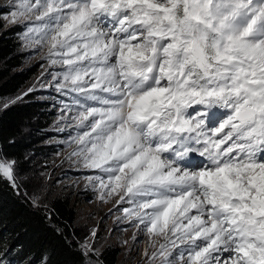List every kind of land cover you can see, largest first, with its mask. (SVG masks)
<instances>
[{"label":"snow or ice","instance_id":"1","mask_svg":"<svg viewBox=\"0 0 264 264\" xmlns=\"http://www.w3.org/2000/svg\"><path fill=\"white\" fill-rule=\"evenodd\" d=\"M15 7L64 68L58 90L80 94L73 155L102 173L100 199L132 204L126 217L163 239L153 259L264 264V0ZM14 166L0 160L13 186Z\"/></svg>","mask_w":264,"mask_h":264},{"label":"rangeland","instance_id":"2","mask_svg":"<svg viewBox=\"0 0 264 264\" xmlns=\"http://www.w3.org/2000/svg\"><path fill=\"white\" fill-rule=\"evenodd\" d=\"M17 3L18 0H0V9L7 12L4 16L5 28L20 29L17 45L24 57L20 71L30 78L18 94L0 99V114L8 107L27 100L43 103L46 129L34 133L37 143L24 161L1 158L15 164V186L6 179L33 206L46 209L57 198L70 202L77 215L76 242L84 253V264H104L101 256L108 249L120 254L118 264H161L159 258L153 259V253L158 252L163 239L150 238L143 225L126 217L124 209L132 208V204L120 201L116 195L100 199L98 187L94 180L90 182L89 177L102 173L83 167L73 155L77 148L73 138L83 130L78 129L73 119L78 110L75 100L80 94L68 89L58 90L60 77L57 74L62 73L64 68L51 65L48 48L35 42V33L29 32L27 27L34 24V18L29 20L22 17L16 23L12 22L11 13L17 11ZM85 246L92 251L86 253ZM184 247L180 245L172 249L169 258H176ZM214 255H220L221 264L229 256L223 253ZM17 259L7 263L23 264L25 261L18 263ZM176 264H179V260H176Z\"/></svg>","mask_w":264,"mask_h":264},{"label":"trees","instance_id":"3","mask_svg":"<svg viewBox=\"0 0 264 264\" xmlns=\"http://www.w3.org/2000/svg\"><path fill=\"white\" fill-rule=\"evenodd\" d=\"M0 9V99L18 94L30 76L21 72L23 55L17 45L19 27L6 29ZM43 103L27 100L0 114V160L24 161L37 142L34 133L46 129ZM77 215L70 202L53 200L48 208L33 206L0 176V263L84 264L85 257L76 242ZM119 253L108 249L104 264H118ZM2 264V263H1Z\"/></svg>","mask_w":264,"mask_h":264},{"label":"bare ground","instance_id":"4","mask_svg":"<svg viewBox=\"0 0 264 264\" xmlns=\"http://www.w3.org/2000/svg\"><path fill=\"white\" fill-rule=\"evenodd\" d=\"M199 159H201V158H198V160H199ZM223 254H225V255H226V254L229 255V253H227V252H224Z\"/></svg>","mask_w":264,"mask_h":264}]
</instances>
